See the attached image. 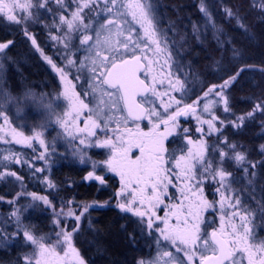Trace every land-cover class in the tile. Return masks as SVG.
<instances>
[{
  "label": "snow or ice",
  "instance_id": "obj_1",
  "mask_svg": "<svg viewBox=\"0 0 264 264\" xmlns=\"http://www.w3.org/2000/svg\"><path fill=\"white\" fill-rule=\"evenodd\" d=\"M53 3L58 6L59 12L53 10L51 7ZM72 3L75 4V10L71 11L68 18L66 13L71 5L67 4L66 0H24L23 3L20 0H11V2L0 0V19L6 17L10 24L26 26L30 22H39L42 13H53L54 22L63 35L51 38L58 44L64 45L66 54L62 58L66 60L68 70L77 68L78 71L81 69L90 71L91 79L100 81L99 85L93 84V89L106 85L111 90H105L103 94L114 98V108L126 112L122 121L117 122L112 128L108 127L107 121H104L102 126V123L89 116L83 128L75 129V132L83 135L74 136L71 123L79 118L81 111L88 105L80 100L75 91L66 88L62 95L68 101V110L63 115L57 116V123L69 136L79 139L81 145L108 150L107 159L102 164L108 172L114 173L120 180V189L115 194V207L122 213L136 217L141 233H146L154 240L160 254L153 264H160L161 260L164 264H175L177 257L171 251L163 250L165 245H162V242H167L166 246L174 248L176 253H183L179 264H244L245 260L247 264H264V241L258 244L249 243L253 238V230L250 226L252 210L246 205V201L241 199L240 191L233 188V185L243 180H247L248 185H252L257 176L256 169L264 167V160L248 159L245 152L238 149V145L229 142L226 137L221 139L223 132L216 127L217 121L224 123L216 115L218 106L222 104L225 113L231 110L225 90L248 69L241 68L222 84L208 88L193 104L181 106L179 100L169 95L170 92L186 94L185 84L181 83L179 77L174 78L175 74L171 71L172 68L177 71L180 69V65L173 60V57H178L179 53L173 41L160 29V21L150 5L143 3L142 0H72ZM252 6L259 7L261 17L264 18V0H252ZM200 12L211 21V13L205 0H201ZM93 13L96 17H103L104 22L99 24L95 42L90 45L89 41L93 40V36L87 33L91 25L86 24L85 20L94 19ZM225 14L234 18L241 28L247 30L246 25L242 23L244 17L240 16L238 11L225 8ZM128 15L140 23L144 35L140 37L137 33L134 40L129 31L125 39L118 40L116 45H113L110 40L112 29H116L117 36L123 35L125 29L121 22L126 23ZM194 31H196L195 26ZM73 33H80L81 47L88 46L86 49L88 56L84 61L71 58L74 55L71 44ZM105 33L109 36H104ZM24 34L32 40L33 45H36V40L29 34L27 27L24 28ZM102 36L104 39H101ZM13 44V40L0 42V58H8L6 52ZM130 48L133 50L132 58L125 59ZM76 50L79 51V48ZM148 50H152L157 56H164L160 70L166 75L160 76L159 73L152 75L157 61L145 54ZM104 51L108 54L103 55ZM137 51L141 55H137ZM44 58L52 64L51 59L47 56ZM52 67L59 72L61 79L67 82L65 69L57 68L55 64H52ZM2 69L3 64L0 63V70ZM149 76L151 80L146 82L149 81ZM164 96L169 97L168 101L162 99ZM158 100L159 104H157ZM173 101L176 105L174 108ZM201 102L203 107L201 112L197 113V107ZM121 103L122 107H118ZM159 108H163V112L159 111ZM205 114L207 118H203ZM257 114L264 117V96L257 98L251 111L235 117L230 123L239 128L246 121L255 120ZM0 115L3 113L0 112ZM186 116H193L197 120L200 125L196 128L197 132L205 133L203 125H207L209 135L218 132L216 142L208 145L203 139L193 141L188 136L190 130L179 125V118ZM144 120L150 125L147 131L141 127V122ZM4 121L7 124V116H4ZM97 129L104 133V139L97 136ZM109 132L111 135L108 134ZM174 133H183V138L187 141L185 147L195 144V150L187 147L185 154L181 148L179 157L175 152L169 153L165 148V141ZM7 135L8 133L5 137ZM10 135L16 143L24 142L29 147L33 139L37 140L44 148V152H41L36 159L46 160L45 153L48 151V146L41 138L40 132H36L33 137H26L13 128ZM5 137H0V140L10 142ZM93 137L96 139L93 140ZM260 152L264 154V145L260 146ZM81 158L83 159L82 153ZM4 161L28 164L31 167L28 161L11 153L2 155L0 168H7ZM233 164L236 170L242 172L241 176L237 177L235 170H229ZM96 167L97 165L94 164L93 169ZM101 170L103 171V168ZM41 171L43 169L36 168L33 175ZM174 175L185 182L179 189V200L175 195H169V188L175 186ZM8 177L22 182V177L16 172L0 171V179ZM85 179L99 181L101 185L106 182L105 177L96 174L95 170L89 171ZM205 180L217 185L216 192L220 196L218 201L210 202L204 197L202 185ZM48 187L54 185L48 182ZM22 195L31 196L33 201H40L45 206L53 207L48 196H37L34 192L19 193L17 199ZM3 201L4 197L0 196V202ZM7 203L14 206L16 199L8 200ZM105 206H109V202L103 205H85L79 214L72 207H68L66 212L63 210L56 212L53 208L57 217L54 223L59 226L55 243L45 244L42 242L44 238H37L30 226L25 225L21 220L20 208L13 207L7 222L15 223L16 231L12 236L21 237L25 243L35 245L38 249V253L34 251L25 257V264H33V261L34 264H85L72 244V236L79 230L78 222L89 207ZM209 209L221 213L219 228L211 232L207 231L211 225L205 224L203 220V213ZM61 217L72 219L70 230H66L65 222L60 219ZM129 238L135 241V234L130 235ZM8 239L10 237L6 228L0 226V243H6ZM58 247L60 251H57ZM140 264L145 262L141 261Z\"/></svg>",
  "mask_w": 264,
  "mask_h": 264
},
{
  "label": "rangeland",
  "instance_id": "obj_2",
  "mask_svg": "<svg viewBox=\"0 0 264 264\" xmlns=\"http://www.w3.org/2000/svg\"><path fill=\"white\" fill-rule=\"evenodd\" d=\"M4 2H11V0H4ZM21 3L24 2V0H20ZM143 3L150 5L154 9V14L157 16L159 14V5L157 4L156 0H142ZM127 22H121L122 27L125 29V35L128 36L129 31H142V37L144 35L143 29L141 28L140 23H138L136 20L132 19L131 15H128L126 17ZM169 27L171 28L172 23H168ZM94 24H92L93 26ZM95 27H92L88 32H96L99 29V24L94 25ZM209 26V25H208ZM160 29L162 30L160 24ZM211 27V26H210ZM0 32L5 35L6 40H13L15 41V46L24 47V25L18 26L15 24H10L7 22L6 17L3 19H0ZM164 32V31H163ZM116 29L113 28L111 32V36H115ZM174 34V33H172ZM104 36H109L108 33H105ZM176 33L171 38L173 43L175 44L176 50L179 53V56L173 57V60L180 65L179 71H177L175 68H172L171 71L175 74V77H179L181 80L187 81L185 82L187 84V96L189 99H196V96L202 97L203 93L208 90V88L212 86H203V89H201L200 92V85L202 83V80L197 79L192 76V68L189 63H187L186 58L184 57L186 55L187 49L184 50V48H187L186 45L188 43V38L181 39L180 36ZM136 37H133L135 40ZM2 42V41H1ZM142 46V45H141ZM12 52H6L7 57H9V54ZM157 56V55H156ZM158 60L160 62H157L156 66L153 70V75H156L159 73L160 76L166 75V73L161 72L160 70V63L163 62V56L159 55ZM8 61L10 59H2L0 58V63L3 64V69L0 70V80L3 78L4 75L5 78V72L3 71ZM12 67L13 68H19V61L14 58V60H11ZM24 64V62L22 61ZM199 78V77H198ZM159 79V76H158ZM180 80V81H181ZM214 86V85H213ZM229 90H225V93L227 95L228 101H229ZM30 95V94H29ZM34 98L31 96L26 95L24 97V86L22 87V91L19 92V94L13 93L9 87H6L1 81H0V112L3 113V115H0V137H5V134L8 133V135L5 137L7 141L0 140V154L2 155H8V154H15L18 155L22 160H26L31 164V167L28 166V164H18L19 167L15 171L14 165L16 163H12L9 161H4L3 163L7 164V168H0V171H13L16 172V174L20 177H22V182L15 180L13 177H8L6 179H0V196H5L6 193L10 192L11 198L4 197V201L0 202V226H3L6 228L7 234L10 237L6 243H0V253L8 254L9 263L0 262V264H25V257L27 255L32 254L34 251L38 253V249L35 245H32L30 243H25V241L21 237L12 236V233L16 231L15 223H8L7 218L9 217V214L13 210V207L20 208L21 209V220L23 223L27 226H30V229L32 230L33 234L37 238H44L42 242L45 244L48 243H55L56 239V232L59 231V226H57L54 223V220L57 219L55 216V213L53 211V208L56 212L60 211H67L68 207H72L77 214H79L80 211L83 210V207L85 205H97L98 203H90V204H68L66 201L58 200L57 196L54 194L57 193V190L55 187H48V182L52 183L51 180V173L53 168L58 164V162L61 161H68L71 163L76 164L77 166L81 168H86L89 171L95 170L96 174L103 175L104 177L107 176H114L115 179L118 180L117 186L118 189L115 190V192L110 193V201L109 206L105 207H89L88 211L84 214V216L81 218V220L78 222V231L75 232L72 236V244L73 246L78 250L80 256L84 259L82 256L78 246L76 245V240H81L82 244L86 243V240H88L89 237L94 233V224L91 219V213L93 209H99V208H117L115 207L116 204V198L115 194L120 189V180L119 177L116 176L114 173L108 172L106 170V167L103 166L102 162L107 159L108 150L103 148H97V147H88L86 145H81L79 143V139H74L73 136H69L64 129L60 126V124L57 123V116L63 115V114H24V107L27 105V103H30L29 101H32ZM28 100V101H27ZM230 105V101H229ZM203 107V105L201 106ZM202 109V108H201ZM231 109V105H230ZM159 111L163 112V108H159ZM104 115V121L108 122L109 127H115L117 122H121L123 119V116L126 114H103ZM216 115L219 117L220 120H223L224 123L221 124L219 121L216 122V127L221 129L223 132V138H227V140L231 143H234L238 145V149L245 152L248 159L252 161H258L257 158H260L261 160H264V154H261L260 152V146L264 145V127H261L258 132L255 133L254 139H256L257 145L255 147L250 146L246 141H244V136L247 134L244 132H247L245 128L253 124V122L256 120V118H264L257 114L255 120H248L244 123L243 126L237 128L232 126L230 121H233L235 117L243 116L245 114H238L234 113L232 110L230 112L225 113L223 111V105H219L216 109ZM4 116H7L8 122L5 124ZM203 118H207V115ZM76 121L71 123V127L73 130L74 136H82L83 134L75 132V126L74 124ZM259 125V123H257ZM200 125L197 123V120L193 118L192 121L188 124L186 128H188L190 131L188 133V136L193 141H199L203 139L208 145H212L216 142L217 136L219 135L218 132H212L210 135L207 134V125H203L205 129V133H199L195 129L199 127ZM145 131L148 130V127L150 125L148 124V121L146 120L145 125L141 126ZM16 129L18 132H22L24 136L26 137H33L36 132H40L41 138L45 140V144L48 146V151L45 153L46 160H39L36 159L40 155L41 152H44V148L39 144L37 140L31 141V147L28 146V144L21 142L16 143L15 140L12 139L10 132L11 129ZM231 132V134H230ZM111 135V134H110ZM97 136L100 139H104L105 136L101 134H97ZM93 140L96 139V137L92 138ZM166 142V141H165ZM187 147H192L193 150H195L196 145H190ZM187 147H186V153H187ZM81 153L83 154V159L81 158ZM185 153V154H186ZM2 155H0V160H2ZM167 155V153H166ZM177 156V155H176ZM97 165L95 169H93V165ZM36 168L43 169L41 172H36L35 175H33V171ZM103 168V171L101 170ZM231 169L236 171L237 176H241L242 172L235 169V165H231ZM261 169V172H260ZM24 172V174H21ZM257 176L254 179V183L252 185H247L245 183L239 182L237 185V190H242L246 192H255L260 191L261 187L264 184V167H258L256 169ZM260 172V173H259ZM24 175V176H22ZM95 181V180H93ZM175 181L178 183L176 184ZM244 182L247 180H243ZM263 182V184H262ZM99 183V181H97ZM184 181H182L179 177H173V184L175 185V188H181L184 186ZM100 184V183H99ZM101 185V184H100ZM178 185V186H177ZM206 185L210 188L213 185V182L205 180L204 187V197L212 201H218L219 199L212 198L210 194V190L207 188ZM210 185V186H209ZM103 186V185H102ZM203 187V185H202ZM35 193L37 196H48L50 201H52L53 207H48L42 204L40 201H33L31 196L28 195H22L17 199V194L19 193ZM7 194L6 196H8ZM169 195H175L176 199H180V191L174 192L172 194L171 187L169 188ZM258 195V194H256ZM253 194V197L256 196ZM257 207L261 208V198L260 196H257ZM16 199V204L10 205L7 203L8 200ZM173 203L176 201H172ZM105 204V203H104ZM103 205V204H100ZM261 209H264L262 207ZM162 215V213H160ZM214 209H209L208 211L203 213V220L205 224H210L211 227H208L209 229H213L214 224ZM43 220L44 222L48 221V230L41 229L42 225L38 224L37 221ZM60 219L64 220V227L66 230H70V225L73 223L71 218L61 217ZM209 231V230H207ZM146 234V233H144ZM147 238H150L148 235H145ZM82 237V238H81ZM88 242V241H87ZM155 243V242H154ZM152 246V242H151ZM147 248H150V246H147ZM157 248V245H156ZM166 248H163V250ZM57 251H60V248H57ZM63 253L61 252V255ZM156 254V255H155ZM159 251L157 248V251L154 253L156 256L153 259H151V256H149L147 259L143 260L145 264H153L154 261L157 260L159 256ZM7 255V256H8ZM153 260V261H152ZM85 261V260H84ZM34 264V261H33ZM85 264H88L85 261ZM160 264H162V260L160 261Z\"/></svg>",
  "mask_w": 264,
  "mask_h": 264
},
{
  "label": "trees",
  "instance_id": "obj_3",
  "mask_svg": "<svg viewBox=\"0 0 264 264\" xmlns=\"http://www.w3.org/2000/svg\"><path fill=\"white\" fill-rule=\"evenodd\" d=\"M156 1L162 31L169 33L171 38L175 33L181 39L188 38L184 57L192 68V76L202 80L205 86L220 85L241 68L248 69L230 86L228 95L234 113L243 115L251 111L257 98L264 96V71H261L264 69V18L261 17L260 8L253 7L252 0H205L211 13L209 21L200 12L201 0ZM225 8L238 11L244 17L242 23L247 30L241 28L234 18L228 17ZM168 23L173 26L170 28ZM4 39L5 35L0 32V41ZM14 58L21 63L19 66L24 71V47L13 53L12 60ZM12 79L16 77L13 75ZM262 125L264 120L260 117L245 128L247 135H243L244 141L250 146L257 145L254 135L264 127ZM256 160L261 161L260 158ZM14 167L16 171L19 165ZM86 174V169L73 164L53 168L51 180L58 190L54 195L58 200L74 204H104L110 201L111 194L107 195L96 184L84 181ZM6 195L4 197L11 198L9 191ZM91 219L94 233L85 244L79 238L76 240L84 260L88 264H133L137 250L128 239L131 228L122 230L124 224L114 208L93 209ZM37 222L42 225L41 229L48 230V221L39 219ZM7 255L0 253V262L9 263L8 259L13 257Z\"/></svg>",
  "mask_w": 264,
  "mask_h": 264
},
{
  "label": "flooded vegetation",
  "instance_id": "obj_4",
  "mask_svg": "<svg viewBox=\"0 0 264 264\" xmlns=\"http://www.w3.org/2000/svg\"><path fill=\"white\" fill-rule=\"evenodd\" d=\"M66 3L71 5V7L66 13L68 18H70L71 11L75 10V4L72 3V0H66ZM51 7L54 11L59 12V8L55 3H53ZM92 15L93 17H95L94 19L85 20L86 24L91 25L88 30H90L92 27H95L94 25L104 22L103 17H96L95 13H93ZM92 24L94 25L92 26ZM25 27H27L29 34L33 38H35L36 45H33L32 40L24 34V71L21 66L16 69L12 67V62L10 61L12 60L13 53L16 52L18 48L20 49V47L15 46V44H13L11 48L7 50V52H13L14 50L15 51L9 54L8 58L10 59V61H8L6 68L3 70L5 72V78L3 75V78H1L0 80L15 94H19V92L22 91V87L24 86V97L28 95L34 98L32 101H29L30 103H27V105L24 107V114H64L68 110V101L62 95L66 88L75 91V93L79 96L80 100H82L84 104L88 105L87 108H84L81 111V115L79 116V118L75 120V128H83L85 126V122L88 121L89 116H91L92 119L97 120V122L102 123L103 126V114H126V112H121L117 110V108L113 107L114 98H109L107 95L103 94L105 90H111L108 89L106 85L93 89V84L99 85L100 81L91 79L90 71H88L87 69H81L80 71H78L77 68H71V70H68L66 60L62 58L66 54L64 45L58 44L55 40L51 38L52 36L63 35L62 31L57 27V24L54 22L53 13H42L39 22H30L26 26H24V28ZM137 33H139L140 37H142L141 30L132 31V37H136ZM164 33L170 40H172L171 35L169 33ZM87 34L93 36V40L89 41V44L91 45L95 42L96 32H88ZM126 37L127 36L125 35V32H123V35L121 36H117L116 34L115 36H111L110 40L113 45H116L118 40L125 39ZM80 38V33L72 34L71 44L73 45L72 51L74 52V55H72L71 58L73 60L84 61L85 58L88 56V52L86 51L88 46L81 47L79 44ZM101 39H104V36H102ZM77 48H79V51L76 50ZM132 51L133 50L130 48L128 50V54L124 58L131 59ZM41 53H43V55ZM107 54L108 53L106 51L103 52V55ZM136 54L141 55L139 51H137ZM145 54L149 56L152 60L160 62V60H158L159 57L156 56L152 50H148ZM45 56L51 59L52 64H55L57 68L65 69V71L67 72V82L61 79L59 72H57L56 69L52 67V64H49L48 60L44 58ZM156 64L154 65V67L156 66ZM89 67H91L90 64ZM13 75L16 77V79H12ZM76 76H79L80 78L76 79ZM141 78H143V74H141ZM150 80L151 76H149V81L146 82H150ZM185 82L187 81L181 80V83L185 84L186 94H184L183 92L169 93L170 96L175 97V100L180 101L181 106L193 104L197 101L199 97L196 96V99H189V97L187 96V84ZM165 84H167V80H165ZM203 86L204 83L202 81L198 92L203 89ZM161 91H163V89H161ZM162 99L164 101H168L169 97L164 96L162 97ZM159 103L160 101L158 100L157 104ZM172 103L174 108L176 106L175 102L173 101ZM202 105L203 102H201L200 106L197 107V113L201 112ZM118 107H122V103ZM191 121L192 116L180 117L179 125L181 128H186ZM145 123L146 120L144 122H141V126H144ZM96 131L97 134L104 135V133L100 129H97ZM108 134L110 135L111 132H109ZM183 137V133H174L173 136L169 137L168 140H166L165 148L168 150L169 153L175 152L177 157H179L181 155V148H183L184 153H186L185 145L187 144V141ZM62 164L76 165L68 161H61L58 162L55 167H59ZM229 170L233 171L231 169V166ZM87 174L85 175V178L87 177ZM173 177H176V175H174ZM85 178L84 181L87 184H96L99 188L106 192L107 195L115 192V190L118 189V180L115 179L114 176L105 177L106 182L103 184V186L97 183V181L87 180ZM175 183L177 184L178 182L175 181ZM241 183H245L247 185L246 181H241ZM216 187L217 185L214 183L210 188L208 187V185H206V189L208 188L210 190L209 192L212 198L220 199L219 193L216 192ZM260 187V191H256V193L239 190L241 193V199L246 201V205L252 210V223L250 226L253 230V238L249 240L250 244H258L259 242L264 241V209H261L262 207L258 208L256 204L258 202L257 196L259 195V198H261V203L262 205H264V184ZM233 188L237 190V185H233ZM171 189L172 194H174V192L178 191L180 187L178 189L175 187H171ZM203 190L205 192L204 184ZM253 194L258 195L253 197ZM218 207L219 205L217 204V208ZM114 210L118 214L121 223L124 224V226L122 225V230L125 231L126 228H131L130 232L128 233V239L132 247L137 250V255L134 257L133 264H140L141 261L147 259L149 256H151V259L154 260V258L156 257V254L154 255V253L157 251L156 244L150 236V238H147L145 236L147 234L141 233L140 226L136 222L137 218L131 216V214L122 213L118 208H114ZM220 216L221 213L218 210H214L213 229L219 228L221 223ZM213 229L207 228V230H209L208 232H211ZM132 234H135V241H132L129 238ZM166 244L167 242H162V245H165L163 248H166L164 250L171 251L173 255L177 257L175 264H179V260L181 257H183V253H176L174 248L167 247ZM147 246H150V248H147ZM162 264H164L163 260ZM244 264H247L246 260L244 261Z\"/></svg>",
  "mask_w": 264,
  "mask_h": 264
},
{
  "label": "water",
  "instance_id": "obj_5",
  "mask_svg": "<svg viewBox=\"0 0 264 264\" xmlns=\"http://www.w3.org/2000/svg\"><path fill=\"white\" fill-rule=\"evenodd\" d=\"M138 99H139V97H138ZM145 121V120H144ZM144 121H142V122H144Z\"/></svg>",
  "mask_w": 264,
  "mask_h": 264
}]
</instances>
